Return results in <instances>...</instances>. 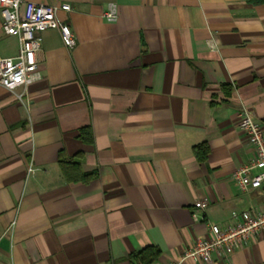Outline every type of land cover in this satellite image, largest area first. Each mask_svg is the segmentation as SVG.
Returning a JSON list of instances; mask_svg holds the SVG:
<instances>
[{
	"label": "crops",
	"instance_id": "1",
	"mask_svg": "<svg viewBox=\"0 0 264 264\" xmlns=\"http://www.w3.org/2000/svg\"><path fill=\"white\" fill-rule=\"evenodd\" d=\"M32 1L57 7L76 44L45 31L39 79L0 86V264H143L147 249L170 264L208 224L264 208L232 179L255 157L239 113L264 128V3ZM19 47L0 11V57ZM214 261L264 264V231Z\"/></svg>",
	"mask_w": 264,
	"mask_h": 264
},
{
	"label": "built area",
	"instance_id": "2",
	"mask_svg": "<svg viewBox=\"0 0 264 264\" xmlns=\"http://www.w3.org/2000/svg\"><path fill=\"white\" fill-rule=\"evenodd\" d=\"M57 7L36 3L32 0H0L2 27L8 36L19 41V52L14 58L0 57V86L11 93L27 88L39 79L38 54L42 49V34L51 29H58L62 41L68 48L76 44L72 30L56 18ZM63 10H71L69 5ZM103 18L111 23L117 21V5L109 4ZM22 102V95H17ZM238 127L245 134L254 150L255 157L245 166L236 170L233 184L242 193L259 191L264 194V128L253 120L248 111L238 115ZM257 171L256 174L253 172ZM207 201L196 206L193 219L200 220L199 213L205 212ZM264 231V208L250 207L248 210L234 214L224 226L208 224V236L198 239L189 246L182 256L170 264H181L185 260H197L204 264H214V256L226 260L246 245L248 239Z\"/></svg>",
	"mask_w": 264,
	"mask_h": 264
},
{
	"label": "trees",
	"instance_id": "3",
	"mask_svg": "<svg viewBox=\"0 0 264 264\" xmlns=\"http://www.w3.org/2000/svg\"><path fill=\"white\" fill-rule=\"evenodd\" d=\"M251 2L254 3H264V0H251ZM79 177H72L68 176L69 180H78ZM159 256V251L154 249H147L137 255H135L133 258L140 260L143 264H150L153 262L157 257Z\"/></svg>",
	"mask_w": 264,
	"mask_h": 264
}]
</instances>
